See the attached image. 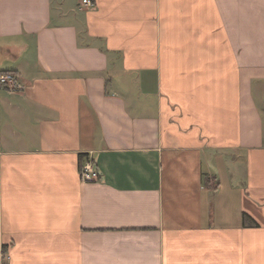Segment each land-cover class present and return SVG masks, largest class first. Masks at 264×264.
Returning <instances> with one entry per match:
<instances>
[{
	"label": "crops",
	"instance_id": "0c3cea01",
	"mask_svg": "<svg viewBox=\"0 0 264 264\" xmlns=\"http://www.w3.org/2000/svg\"><path fill=\"white\" fill-rule=\"evenodd\" d=\"M91 1L0 0V264H264V0Z\"/></svg>",
	"mask_w": 264,
	"mask_h": 264
},
{
	"label": "built area",
	"instance_id": "2783aa9c",
	"mask_svg": "<svg viewBox=\"0 0 264 264\" xmlns=\"http://www.w3.org/2000/svg\"><path fill=\"white\" fill-rule=\"evenodd\" d=\"M84 5H92L91 0H81ZM15 80V75L12 72L0 73V84H12ZM80 177L84 181L95 180L98 178V171L95 169L93 159L89 155H84L79 168ZM8 257V256H7Z\"/></svg>",
	"mask_w": 264,
	"mask_h": 264
},
{
	"label": "trees",
	"instance_id": "16d2710c",
	"mask_svg": "<svg viewBox=\"0 0 264 264\" xmlns=\"http://www.w3.org/2000/svg\"><path fill=\"white\" fill-rule=\"evenodd\" d=\"M85 154H80V158H79V161H80V164H79V166L81 165V163H82V159H83V156H84ZM96 169V168H95Z\"/></svg>",
	"mask_w": 264,
	"mask_h": 264
}]
</instances>
